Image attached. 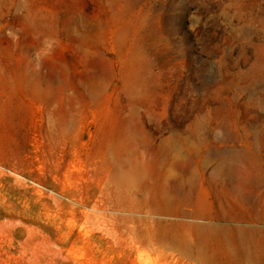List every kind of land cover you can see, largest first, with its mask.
<instances>
[{"label":"rangeland","instance_id":"374dc122","mask_svg":"<svg viewBox=\"0 0 264 264\" xmlns=\"http://www.w3.org/2000/svg\"><path fill=\"white\" fill-rule=\"evenodd\" d=\"M241 154L264 164V0H0V264H208L147 197Z\"/></svg>","mask_w":264,"mask_h":264},{"label":"bare ground","instance_id":"6f19581e","mask_svg":"<svg viewBox=\"0 0 264 264\" xmlns=\"http://www.w3.org/2000/svg\"><path fill=\"white\" fill-rule=\"evenodd\" d=\"M192 165L193 166L187 167L183 162H179V171L181 173H184V175L188 174V176L179 181V183L168 182L167 185H165L162 181L160 183H157L151 189L149 198L147 197V206L150 208L151 212L156 213L159 216H163L164 218L162 222L158 223V226L160 228V241L168 243L173 248L179 249V252L182 255L185 254L184 256L196 259L201 258L208 264H215V261L212 259L213 251L210 239L213 241L217 240L224 248V252L226 249V254H229V250H231L236 253V255L238 256L237 259L239 261L254 262L256 260L254 256L256 251L254 248V244L258 241V238H253L250 235L251 230L242 227L239 224L242 221L239 218H235V216H242V213L239 211L232 213L227 209L226 204H224L225 200L222 197L223 190L221 189V187L222 184L228 182V178H225L223 175H221L223 172L222 168L225 166L224 162H219L218 160H211L209 162L208 160H206L204 162L201 156V160L198 161L195 166L193 163ZM214 166H221V168H217L216 170H214ZM197 176L201 178L202 183L209 184L212 187L210 195L214 196V200L212 201V206H210L209 208L208 206H206V196L203 193H200L197 199L194 200V205H190L192 204V200L190 199L191 195L189 196V184L192 183V181L196 179ZM215 186H217V188L219 189V191H217L216 193L214 191ZM172 217L176 219L179 218V224L175 220L174 222H169V219ZM183 219L186 220L187 223L184 222ZM216 224L220 225L215 226ZM229 224H234L230 227L235 233L238 234L229 237L225 234V230L228 229L226 225L228 226ZM154 225L155 224H153V226ZM177 227H190L193 231H195L196 229L206 231L205 235L202 236V244L198 243L197 246H189L186 243L181 242L178 237H171L173 235H170L169 233L173 230L177 231ZM201 245H206V247Z\"/></svg>","mask_w":264,"mask_h":264},{"label":"crops","instance_id":"0c3cea01","mask_svg":"<svg viewBox=\"0 0 264 264\" xmlns=\"http://www.w3.org/2000/svg\"><path fill=\"white\" fill-rule=\"evenodd\" d=\"M218 161L224 162L225 166L222 168L223 172L221 175L228 178V182L222 184L221 187L223 190L222 197L225 200L224 204H226L227 209L232 213L236 211L241 212L242 216H235V218H239L242 221L239 223L242 227L251 230L250 235L253 238H258V241L254 244L256 250L254 254L256 260L254 262L239 261L236 253L231 250H229L230 259L233 260L234 258L239 264H264V192L259 191L260 181L264 178V175L261 176L259 170L253 169L254 167H264V164L260 163L258 157L244 154L240 156L233 155L228 159H218ZM217 168H221V166H214L213 169L216 170ZM214 191L215 193L219 191L217 186L214 187ZM218 225L220 224H216L215 226ZM233 225L234 224L226 225L228 229L225 230V234L228 237L238 234L231 229L230 226ZM186 229L190 231V233L197 234L200 240L199 243L202 244V236L205 235L206 231L199 229L193 231L190 227L185 228V230ZM179 240H181L180 236ZM181 242H183V240H181ZM210 243L213 253L215 252L213 249L215 244L221 247V244L217 240L213 241L210 239ZM197 245L198 244H195L193 246ZM212 259L215 261V264H219L213 254Z\"/></svg>","mask_w":264,"mask_h":264}]
</instances>
